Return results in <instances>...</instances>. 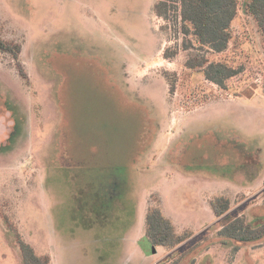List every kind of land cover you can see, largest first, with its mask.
<instances>
[{"label":"rangeland","instance_id":"1","mask_svg":"<svg viewBox=\"0 0 264 264\" xmlns=\"http://www.w3.org/2000/svg\"><path fill=\"white\" fill-rule=\"evenodd\" d=\"M158 1L0 0V36L22 44L28 74L22 78L11 57L0 54V146L15 128L7 98L25 117L13 148L0 155V264H24L19 239L50 264H264V240L238 251L235 243L224 244L212 209L225 197L231 215L264 220V54L256 26L240 10L233 29L253 42L255 55L231 81L234 94L185 68L195 49L180 51L173 62L163 58L164 49L185 38L155 16ZM55 54L68 58L71 87L82 92L79 119L88 143L102 145L83 150L92 160L81 170L56 157L55 80L46 62ZM167 73L177 75L174 93ZM90 81L95 85L88 89ZM105 81L129 87L154 119L152 145L132 161L120 142L124 133L101 126L119 120L116 104L97 99ZM133 123L132 137H140ZM234 159L240 167L232 181ZM104 164L119 167L118 183L113 205L99 212L90 197L97 172L88 171ZM153 209L178 234L193 236L172 251L152 246L146 219Z\"/></svg>","mask_w":264,"mask_h":264},{"label":"trees","instance_id":"2","mask_svg":"<svg viewBox=\"0 0 264 264\" xmlns=\"http://www.w3.org/2000/svg\"><path fill=\"white\" fill-rule=\"evenodd\" d=\"M240 10L254 22L264 54V0H159L154 6L155 16L165 22H172L176 30L178 28L179 33L185 38L181 46L176 45L173 48L164 49L163 58L173 62L179 56L180 51L195 49L196 53L189 54L185 68L191 73L202 75L206 81L218 86L221 90L235 94L238 87H231V81L245 71L243 64L255 55L253 42L248 37H239L234 32V22L238 19ZM22 52V44L5 40L0 36V54L11 57L20 76L28 79L21 59ZM46 62L48 63V72L55 80L53 100L57 108L59 122L54 144H57L58 152H61L56 157L61 160L60 164L81 170V167L89 166V162L92 160V155L82 154L83 150L92 153L96 148L95 152L101 151L102 145L95 141L88 143L89 130L83 127L84 123L79 119L82 114L79 108L82 92L76 91L77 87H71L73 75L68 71V58L55 54L48 57ZM84 72L87 73L85 69ZM73 73L76 74V72ZM166 78L170 85V93H174L177 75L167 73ZM89 83L91 87L88 89L93 88L95 83L92 81ZM105 83V87L97 88V99L106 104L112 102L114 105L116 104L115 110L119 120L115 125V123L112 124V121L105 119L101 126L109 133L112 132V127L113 131L124 133L121 135L120 142L124 145L125 156L127 152L128 158L132 161L136 154L146 150V144L152 145V120L154 119L151 120L150 111L143 99L134 94L129 87H117L107 81ZM5 105L7 111L13 115L15 128L8 145L0 146V155L8 154L13 148L22 133L25 121V117L18 116L19 108L9 98L5 101ZM134 120L138 123L139 128L141 127L138 134L140 137L136 138L132 137L135 130L137 131V125L133 127ZM108 136L111 137V135ZM134 149V155H129L130 151ZM207 153H209L208 150L203 149L202 159L204 162H207L204 159V155ZM47 157H44V162H48ZM53 158L49 157L51 163ZM229 165L232 171L231 176L227 178L233 180L234 175L239 171L240 164L234 159ZM97 166V169H90L88 173L97 172L91 179L90 197L92 196L94 200L93 209L95 210L96 207V210L100 212L102 209H108L111 204L113 205L116 199L114 187L118 183L117 168L119 167L110 168L111 165L107 166L106 164ZM101 198L105 203L100 200ZM231 207L232 201L225 197H220L212 203L215 217L221 222L219 236L222 242L224 244L235 243V250L238 251L242 245L263 241L264 220L255 224L245 216L235 217L229 213ZM146 224V236L155 248L172 251L193 236L192 232L178 234L172 221L160 209L149 211ZM18 243L24 264H50L48 256L38 254L31 245L21 239L18 240Z\"/></svg>","mask_w":264,"mask_h":264},{"label":"crops","instance_id":"3","mask_svg":"<svg viewBox=\"0 0 264 264\" xmlns=\"http://www.w3.org/2000/svg\"><path fill=\"white\" fill-rule=\"evenodd\" d=\"M259 38V37H258ZM259 40H260V38H259ZM233 181V180H232ZM245 185H247V184H245Z\"/></svg>","mask_w":264,"mask_h":264},{"label":"water","instance_id":"4","mask_svg":"<svg viewBox=\"0 0 264 264\" xmlns=\"http://www.w3.org/2000/svg\"><path fill=\"white\" fill-rule=\"evenodd\" d=\"M153 252L155 253V250Z\"/></svg>","mask_w":264,"mask_h":264},{"label":"built area","instance_id":"5","mask_svg":"<svg viewBox=\"0 0 264 264\" xmlns=\"http://www.w3.org/2000/svg\"><path fill=\"white\" fill-rule=\"evenodd\" d=\"M259 80H260V79H259ZM259 80H258V81H259Z\"/></svg>","mask_w":264,"mask_h":264}]
</instances>
